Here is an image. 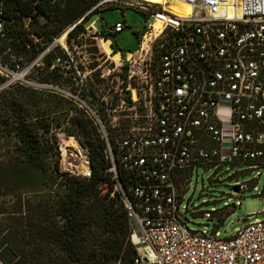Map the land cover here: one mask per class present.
Wrapping results in <instances>:
<instances>
[{
    "label": "built area",
    "instance_id": "built-area-1",
    "mask_svg": "<svg viewBox=\"0 0 264 264\" xmlns=\"http://www.w3.org/2000/svg\"><path fill=\"white\" fill-rule=\"evenodd\" d=\"M110 1L152 19L137 49L119 53V87H102L83 97L85 75L65 45L49 71H71L78 87L41 81L35 68L59 42L57 37L29 63L14 53L4 62L0 54V87L18 83L55 92L86 113L108 163L109 177L99 188L108 197L117 193L126 208L137 250L134 264H264V217L219 238L207 224L200 231L190 228L187 204L181 206L198 167L249 164L256 171L249 182L234 185L237 190L223 207L202 211L205 219L223 220L241 205L244 191L257 189L259 169H264V0L166 3H185L187 13L138 0H101L98 5ZM158 13L175 23L161 22L159 30H151ZM123 27L119 20L110 31ZM87 158L84 176H90Z\"/></svg>",
    "mask_w": 264,
    "mask_h": 264
},
{
    "label": "trees",
    "instance_id": "trees-1",
    "mask_svg": "<svg viewBox=\"0 0 264 264\" xmlns=\"http://www.w3.org/2000/svg\"><path fill=\"white\" fill-rule=\"evenodd\" d=\"M100 1L0 0L3 61L14 53L29 63L68 27V40L79 36L96 14L103 21L97 25L101 39L110 40L115 33L100 14ZM110 46L122 56L137 49ZM54 53L50 48L35 68L44 74L39 79L64 87L76 82L71 71L69 77L49 71L63 49ZM58 130L86 150L90 176L59 169ZM107 166L95 126L73 102L18 83L0 87V264H134L126 208L117 193L108 197L99 188L109 177Z\"/></svg>",
    "mask_w": 264,
    "mask_h": 264
},
{
    "label": "rangeland",
    "instance_id": "rangeland-1",
    "mask_svg": "<svg viewBox=\"0 0 264 264\" xmlns=\"http://www.w3.org/2000/svg\"><path fill=\"white\" fill-rule=\"evenodd\" d=\"M138 1H144L151 7L157 9L162 6L155 4L162 3L163 0ZM165 7L171 11H175V6L172 4H168ZM100 9L103 10L100 14L109 26H113L117 20H122L124 23L121 32L111 35V43L123 52L136 49L139 39L142 38V33L152 19L142 10L134 7H126L115 1L102 4ZM101 22L103 21L100 15L96 14L84 30L80 32L79 36L68 40L67 36L62 33L56 38L58 39L64 36L65 46L77 62L81 72L85 75L84 78L86 81L85 85H83V97H90L89 94L92 91H97L102 87H119L120 85L117 80L120 68L110 58L114 52L111 48V52H109L110 56H108V52L105 51L104 53L101 49V41L99 43L102 37L98 33L97 25ZM52 48L55 52L54 54H60V48L63 49L59 42L55 43ZM41 73L40 71L37 75L42 78L44 74L41 75ZM63 76L69 77L68 74H63ZM71 85L75 86L77 84L73 80L70 84H65L66 87ZM86 88L89 90H86ZM56 137L60 156L59 169L61 171L83 175L81 173L86 172L88 168L84 162L87 158L86 150L79 145L73 136L66 135L60 130H58ZM250 167L249 164L234 167L228 164L210 168L198 167L197 176L196 173L192 175L189 188L181 203V206L187 204V211L185 213L187 225L194 230L200 231L207 224L210 231L216 229L219 232V238H224L230 237L234 234L237 227L247 224L254 218H263L264 169L262 168L259 170H262L263 173L255 183L257 189L244 191L240 198L241 205L229 212L223 220H219L216 217L212 219L200 217L202 211L223 207L229 194H233V186L235 184L249 182L253 179L256 176V171L251 172Z\"/></svg>",
    "mask_w": 264,
    "mask_h": 264
},
{
    "label": "bare ground",
    "instance_id": "bare-ground-1",
    "mask_svg": "<svg viewBox=\"0 0 264 264\" xmlns=\"http://www.w3.org/2000/svg\"><path fill=\"white\" fill-rule=\"evenodd\" d=\"M166 3H168V0H163L162 3L155 4V5H159V6H163L164 5V7H165ZM170 4L175 6L174 10L177 11V12H181V13L189 12V6L187 4H185V3H180V2H177V1H171ZM161 22H165V23H168V24H174L175 23L174 19L169 18V17L165 16L162 13H158L157 14V22L155 24L151 25V30H154V29L158 30L160 28L159 25H160ZM153 35H154V33H152L150 35V37L153 36ZM150 37L146 36L144 38V42L142 44L143 45V49L146 47L147 43L149 42V38ZM58 41H59V43L61 45H65L64 36H61ZM101 44H102V47L105 49V51L108 52V56H110L109 52H111V47L109 45L108 40L101 39ZM110 58H112V60L114 62L119 61V53H113L112 57H110ZM85 164H86V162H85ZM87 171H88V168H87ZM84 173H86V172H84ZM84 173H81V174H84Z\"/></svg>",
    "mask_w": 264,
    "mask_h": 264
},
{
    "label": "water",
    "instance_id": "water-1",
    "mask_svg": "<svg viewBox=\"0 0 264 264\" xmlns=\"http://www.w3.org/2000/svg\"><path fill=\"white\" fill-rule=\"evenodd\" d=\"M236 190H237L236 186H233V191H236Z\"/></svg>",
    "mask_w": 264,
    "mask_h": 264
},
{
    "label": "crops",
    "instance_id": "crops-1",
    "mask_svg": "<svg viewBox=\"0 0 264 264\" xmlns=\"http://www.w3.org/2000/svg\"><path fill=\"white\" fill-rule=\"evenodd\" d=\"M108 42H109V43H111V41H110V40H108ZM117 53H120V52H117Z\"/></svg>",
    "mask_w": 264,
    "mask_h": 264
}]
</instances>
